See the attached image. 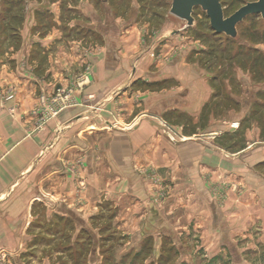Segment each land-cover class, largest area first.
Instances as JSON below:
<instances>
[{
  "label": "crops",
  "instance_id": "0c3cea01",
  "mask_svg": "<svg viewBox=\"0 0 264 264\" xmlns=\"http://www.w3.org/2000/svg\"><path fill=\"white\" fill-rule=\"evenodd\" d=\"M52 5V26L42 28V15L28 13L34 21L23 29V51L10 56L13 65L22 61L21 70H5L20 80L8 86L11 97L0 106V203L25 192L21 198L29 207L37 199L84 215L102 198H114L111 191L117 190L118 199L127 190L142 196L153 172L199 192H205L207 173L220 182L224 172L237 184L245 182L246 195H232L225 206L211 201L214 220L221 222L215 228L223 227L225 237L253 236L261 229L262 238L264 139L249 138L246 147L228 152L216 141L223 127L213 114L201 126L203 107L214 93L205 71L194 68L186 54L143 55L135 26L126 31L108 14L97 17V24L72 18L64 32L60 2ZM80 30L84 35L74 37ZM139 79L165 83L155 89ZM46 103L58 111L45 113ZM161 121L173 126L177 138L160 132Z\"/></svg>",
  "mask_w": 264,
  "mask_h": 264
},
{
  "label": "rangeland",
  "instance_id": "374dc122",
  "mask_svg": "<svg viewBox=\"0 0 264 264\" xmlns=\"http://www.w3.org/2000/svg\"><path fill=\"white\" fill-rule=\"evenodd\" d=\"M52 1L25 0L21 11L15 7L13 19L12 14L1 12L7 1L0 0V106L11 97L12 91L6 92L8 86L20 80L18 76H7L5 70L7 66L9 70H21L22 61H14L13 65L10 56L23 51V29L33 20L28 13L36 11L42 15L37 17L45 22L42 28L46 23L52 26L57 23ZM56 1L60 2L58 20L64 32L68 31L72 18L97 24V17L104 20L108 14L119 20L125 30L135 26L132 34L141 40L143 55L149 51L161 58L186 54L187 61L195 65L194 68L204 70L210 80L218 76L215 81L218 96L214 101L216 119L223 127L221 134L229 132V135H221L216 141L224 145L236 141L237 148L247 145L249 138L259 136L263 141L264 81L254 79L249 70L241 68L235 57L238 44L230 42L225 34L214 33L206 11L200 6L195 7V22L189 25L187 20L171 13L173 0ZM221 1L225 2L226 15H231L253 0ZM70 6L75 13L70 11ZM240 30L244 37L239 42L252 43L264 50V42L253 41L264 34L262 15L247 17ZM83 33L84 30H80L73 36L82 37ZM95 41L99 40L95 38ZM142 81L145 80H137ZM164 83L155 89H160ZM59 87L62 86H55L56 95ZM39 98L41 100V96ZM52 107L51 103H46L42 110L48 113ZM45 115L41 116L42 121L47 119V115L42 118ZM160 132L172 133L164 121L160 122ZM172 135L169 134L171 139L177 138ZM152 177L148 176L142 196L127 190L118 199L117 190L111 191L115 193L114 198H102L98 206L84 211V215L60 212L56 206L48 207L37 199L29 207L21 198L26 196L25 192L2 201L0 264H264L261 229L257 234L252 232L253 236L225 237L223 227L215 228L221 222L214 220L211 201L225 206L232 195L244 199L245 182L237 184L224 172L220 182L213 181V174L207 173L205 192H199L188 190L164 173L153 172ZM97 193L100 197V192ZM9 212L17 214L20 220L8 219L6 213ZM86 228L92 230L95 238ZM140 252L142 255L138 256Z\"/></svg>",
  "mask_w": 264,
  "mask_h": 264
},
{
  "label": "trees",
  "instance_id": "16d2710c",
  "mask_svg": "<svg viewBox=\"0 0 264 264\" xmlns=\"http://www.w3.org/2000/svg\"><path fill=\"white\" fill-rule=\"evenodd\" d=\"M6 1H7V5L4 9H2L1 12L6 13L7 15L12 14L13 15L12 18L14 17L13 11H14L15 7H19V9L21 11L22 8L24 7V4H25L24 3L25 0H6ZM54 1H56V0H54ZM221 2H222L223 7H224L225 2H223V1H221ZM224 11H225V9H224ZM225 14H226V11H225ZM252 15H261V14H252ZM22 19H23V17L20 18V21ZM241 25H242V22H240L238 24V35L236 37H231V36H228L226 34H225V36L227 37V39L230 42H234V43L236 42L238 44V48H237V51L235 53V57L239 61L241 68L249 70L252 73L254 79H257L259 81H264V50L254 46L252 43H241V42H239V40L244 37V35H243L244 33L242 34L241 30H240ZM211 29L216 34H224V33L216 32L212 27H211ZM253 41L264 42V34L261 36V38H255V39H253ZM217 78H218V76L214 75L211 77V80H210L212 83V86L214 88V93H213V96L211 97V99L203 107L201 119H200L202 127L206 126V124L208 123V121L210 119V115L213 114L215 117L218 116L216 114V104H215L216 102H214L216 100V97L218 96V92H217L218 90L216 89V83H215ZM141 83L143 85L153 87V88L154 87L157 88L159 86V84H161V82L160 83L159 82L150 83V82H146V81H142ZM262 123L264 126V120H262ZM240 125L242 126V123H240ZM222 135L227 136V135H229V132H224ZM234 143H236V144H234ZM221 145L223 147H226L229 150H234V151H237L239 149L246 147V144H244L241 147L237 148L238 144L236 141H233V143L230 145H228V144L224 145L222 143H221ZM86 230L89 231V234L92 236V238H95V235L92 232V230H90L88 228H86ZM141 255H142V252H140L138 254V256H141ZM151 264H154V262Z\"/></svg>",
  "mask_w": 264,
  "mask_h": 264
},
{
  "label": "water",
  "instance_id": "95a60500",
  "mask_svg": "<svg viewBox=\"0 0 264 264\" xmlns=\"http://www.w3.org/2000/svg\"><path fill=\"white\" fill-rule=\"evenodd\" d=\"M200 6L206 11L211 27L218 33L231 37L238 35V24L252 14H261L264 17V0L248 1L231 15H226L221 0H173L171 13L187 20L193 25L195 7Z\"/></svg>",
  "mask_w": 264,
  "mask_h": 264
},
{
  "label": "built area",
  "instance_id": "2783aa9c",
  "mask_svg": "<svg viewBox=\"0 0 264 264\" xmlns=\"http://www.w3.org/2000/svg\"><path fill=\"white\" fill-rule=\"evenodd\" d=\"M62 94H63V90H62L61 88H59V89H58V95H59V97L62 98ZM41 99L43 100V103L46 102V98H45L44 96H42ZM50 111H51V113H56V112L58 111V108H54V107H52V108H50ZM42 118L45 119V118H46V115L43 116ZM166 126H167L168 129H170V131L173 133V135H174V134H175V135L177 134V133L175 132V129L173 128V126H171V125L168 124V123H166ZM172 133H169V134L172 135ZM173 135H172V137H173Z\"/></svg>",
  "mask_w": 264,
  "mask_h": 264
}]
</instances>
